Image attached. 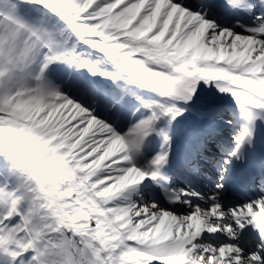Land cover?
Here are the masks:
<instances>
[{
	"label": "snow or ice",
	"instance_id": "1",
	"mask_svg": "<svg viewBox=\"0 0 264 264\" xmlns=\"http://www.w3.org/2000/svg\"><path fill=\"white\" fill-rule=\"evenodd\" d=\"M0 264H264V0H0Z\"/></svg>",
	"mask_w": 264,
	"mask_h": 264
},
{
	"label": "bare ground",
	"instance_id": "2",
	"mask_svg": "<svg viewBox=\"0 0 264 264\" xmlns=\"http://www.w3.org/2000/svg\"><path fill=\"white\" fill-rule=\"evenodd\" d=\"M174 148H175V146H174Z\"/></svg>",
	"mask_w": 264,
	"mask_h": 264
}]
</instances>
